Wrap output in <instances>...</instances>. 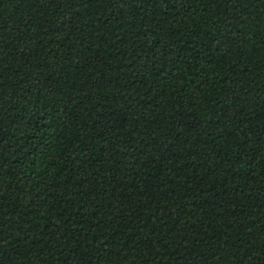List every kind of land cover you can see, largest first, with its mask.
Here are the masks:
<instances>
[{
    "label": "trees",
    "instance_id": "16d2710c",
    "mask_svg": "<svg viewBox=\"0 0 264 264\" xmlns=\"http://www.w3.org/2000/svg\"><path fill=\"white\" fill-rule=\"evenodd\" d=\"M0 264H264V0H0Z\"/></svg>",
    "mask_w": 264,
    "mask_h": 264
}]
</instances>
